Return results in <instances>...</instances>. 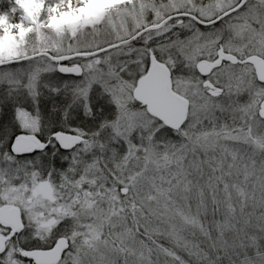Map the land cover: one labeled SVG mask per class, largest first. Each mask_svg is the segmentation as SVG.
I'll return each instance as SVG.
<instances>
[{"label": "rangeland", "instance_id": "rangeland-1", "mask_svg": "<svg viewBox=\"0 0 264 264\" xmlns=\"http://www.w3.org/2000/svg\"><path fill=\"white\" fill-rule=\"evenodd\" d=\"M241 1H15L20 23L0 21V105L17 99L18 131L10 139L0 132V206L19 210L23 230L0 225V264H31L22 253L48 250L60 238L68 246L58 264H181L166 257L159 239L180 248L187 264H264V85L248 68L223 70L214 77L223 92L212 98L194 69L221 34L264 59V0L237 9ZM180 15L227 17L202 31L174 18ZM170 17L136 44H120ZM106 48L75 60L79 77L58 74L43 57ZM148 55L168 67L173 91L190 102L177 133L133 99ZM47 100L46 122L39 104ZM53 133L84 141L70 153L53 143L29 156L12 151L19 136L49 140Z\"/></svg>", "mask_w": 264, "mask_h": 264}, {"label": "water", "instance_id": "water-1", "mask_svg": "<svg viewBox=\"0 0 264 264\" xmlns=\"http://www.w3.org/2000/svg\"><path fill=\"white\" fill-rule=\"evenodd\" d=\"M245 0H242L239 7L242 6ZM166 21L159 26L150 27L147 30H154L162 26ZM140 33L136 34L127 42H133ZM119 45H114L110 48H115ZM109 48L89 53V56L98 54L99 52L107 51ZM49 60L57 65V72L63 76H75L79 77L82 71L79 66L75 65L67 67L62 65L63 63L70 61L74 58L82 56V54H73L67 56H51L48 55ZM35 57V56H32ZM31 58V57H29ZM150 70L147 75L140 77L132 93L133 99L141 107H143L146 113L152 118L159 121V123L168 131L172 133L179 132L187 122V115L189 110V101L176 95L172 91L171 73L169 69L162 64L156 62L153 55L148 59ZM252 64L255 70V78L258 84L264 85V64L257 58L251 57L247 60ZM202 76H207L209 70L206 64L201 63L198 67ZM210 89L212 85L207 83ZM221 90H216L214 93H210L212 97L218 96ZM261 118L264 119V110L261 113ZM57 143L63 150L71 149L75 144L81 140L79 137L55 134ZM32 142H36L38 148H42L43 144H40L32 137L26 138L23 136L17 137L16 142L13 145L12 151L15 155L23 154L32 146ZM48 186L42 185L41 191L44 195L48 193ZM125 194V191L122 190ZM0 224L4 226H10L15 232H19L22 229V223L20 219V212L17 208L8 205L0 206ZM68 243L64 238H60L56 241L55 246L50 250H37L31 252H24L21 257L31 260V264H58L61 260L62 254L67 249ZM4 251V242L0 236V254Z\"/></svg>", "mask_w": 264, "mask_h": 264}, {"label": "flooded vegetation", "instance_id": "flooded-vegetation-1", "mask_svg": "<svg viewBox=\"0 0 264 264\" xmlns=\"http://www.w3.org/2000/svg\"><path fill=\"white\" fill-rule=\"evenodd\" d=\"M239 8H241V7L238 6L237 9H239ZM232 11L233 10H231L230 12H232ZM172 17H170L168 19L170 20V19H172ZM226 17L225 16L224 17H219V18H216V19L210 20V21H202V20L196 19V18L191 17V16L189 18H190V20H193L195 22V26L198 28V30L207 31V30H210V29H212V28H214L216 26H220L222 24V22L226 19ZM174 18H175V16H174ZM169 20L167 22H169ZM145 30L146 29H144L141 32H139L140 33L139 36H141L144 33H146L147 31H145ZM233 37H234L233 35H229V34H221V35H219V38L216 41H214L213 44L211 45L210 53L207 54V55L199 56L197 58V63L195 64L194 69H195V74H196V77H197L198 81L201 82L202 88H204L205 90L208 91V95L210 97H212L210 95V93H213V92L215 93L216 90H221V93H219L218 96L212 97V98L219 97L222 94V92H223V90L221 88H218L217 85L215 84V78L214 77H215L216 74L220 73L223 70L248 68V69H250L252 71L253 77H254V79L256 81L254 67H253L252 64L248 63L247 60L249 58H251V57H257L264 64V59L263 58H261L259 55H254V54L248 53V49L246 48V46H244L242 43L238 44L236 39H232ZM120 44L125 45L127 43L125 41V42H122ZM107 51H109V50H107ZM107 51L99 52L98 54H102V53H105ZM150 56L151 55H148V59H149ZM43 57H45V58H47L49 60L47 54H45ZM89 57H93V56H88V54L84 53V54H82V56H79V57H77L75 59L67 61V62L63 63L62 65L67 66V67H72L75 64H77V61H75V60L86 59V58H89ZM31 58H34V57H31ZM27 59H30V58H27ZM155 60H156L157 63L162 64L156 58H155ZM201 63L206 64L207 69L209 70V73H208L207 76H202V74L200 73V71L198 69V67H199V65ZM162 65H164V64H162ZM149 70H150V66H149V62H147L146 71L140 77H143V76L147 75ZM170 73H171V71H170ZM171 83H172V73H171ZM207 83L211 84L213 89H210L208 86H205ZM171 88H172V91H173V87H171ZM173 92L176 95L180 96L175 91H173ZM39 105L41 107L40 115L43 116V112H44V109H45V108H43V105L46 106L47 115H48L49 114L48 113V109H49L48 105L51 106V105H53V103H51L49 100H47L43 105H41V104H39ZM189 107H190V102H189ZM262 111H260V113H259V117L260 118H261ZM188 112H189V110H188ZM50 115L52 116V118H51L52 121H55V120L58 119V116L56 114L51 113ZM55 116H57V118ZM77 120H81V118L77 119ZM77 120H75V121H77ZM261 120L264 121L263 118H261ZM187 121H188V115H187ZM186 124H187V122H186ZM71 136L79 137L77 135H71ZM79 138H80L81 141L79 143L75 144L69 150H63L60 147V145L57 143V141L55 139V134L54 133L51 134V138L49 140L48 139H43V140L39 139L38 140L36 138L37 142L40 141L41 142L40 144H43V147L42 148H38L37 143L36 142H32V146L30 148H28V150L26 152H24L23 154H20L18 156L34 155V154L38 153V151H43L45 148L50 146V144H52V143L55 144V146H57L61 151H63V152L65 151L64 153H70V151H72L78 145L83 143L84 138H82V137H79ZM42 185L48 186V189H49L48 193L46 195H44L42 193V191H41L42 195H44L45 197L51 198L52 197V188L50 187V185L47 184V183H43ZM42 185H40V188H39L40 190H41V186ZM2 226L5 227L8 230L9 233H11L12 230H13V228L10 227V226H4V225H2ZM22 230H23V226H22V229L20 231H22ZM2 239H3V242H4L5 239L3 237H2ZM54 246H55V244L52 247H50L48 250L52 249ZM27 260L30 263H32L31 260H29V259H27Z\"/></svg>", "mask_w": 264, "mask_h": 264}, {"label": "trees", "instance_id": "trees-1", "mask_svg": "<svg viewBox=\"0 0 264 264\" xmlns=\"http://www.w3.org/2000/svg\"><path fill=\"white\" fill-rule=\"evenodd\" d=\"M16 0H0V21L5 22L6 24L14 25L20 23V18L22 15V11L16 5ZM38 2L44 3L45 7L61 5L65 0H37ZM145 1H153V0H145ZM176 18V17H175ZM177 18L182 20L190 19L187 15H180ZM34 33V32H33ZM32 31L28 33V35L33 34ZM136 44V42H133ZM17 99L4 101L0 105V132L2 131L3 135L6 138L10 139L13 135L18 133L14 122H13V107L17 103L15 102ZM19 102L21 101L18 100ZM223 221V219H221ZM214 233V232H213ZM217 235V229H216ZM161 243L162 249L168 255L166 257L169 258L171 262H179L181 264H187L186 254H183L180 248L171 247L167 242L162 239H159ZM155 245V243H153ZM216 256V255H215ZM177 264V263H176Z\"/></svg>", "mask_w": 264, "mask_h": 264}, {"label": "bare ground", "instance_id": "bare-ground-1", "mask_svg": "<svg viewBox=\"0 0 264 264\" xmlns=\"http://www.w3.org/2000/svg\"><path fill=\"white\" fill-rule=\"evenodd\" d=\"M76 2H81V0H75ZM72 3H73V1H69L66 5H64V6H62L61 8H59L60 9V12H64L65 10H68V9H70L71 8V5H72ZM50 17V16H49ZM42 105H43V103H42ZM43 108H45L44 109V112H43V117H44V119H45V121L47 122L48 121V116H47V110H46V106L45 105H43ZM74 111V110H73ZM72 115H71V118L73 119V120H77V119H80V115H79V113H71ZM56 118H57V116H55Z\"/></svg>", "mask_w": 264, "mask_h": 264}]
</instances>
